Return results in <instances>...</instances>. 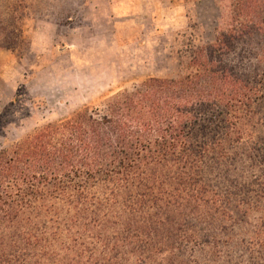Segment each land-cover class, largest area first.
<instances>
[{
	"label": "trees",
	"instance_id": "1",
	"mask_svg": "<svg viewBox=\"0 0 264 264\" xmlns=\"http://www.w3.org/2000/svg\"><path fill=\"white\" fill-rule=\"evenodd\" d=\"M217 2L214 41L189 32L176 78L0 148V264H264V47L253 74L237 62L264 42V0Z\"/></svg>",
	"mask_w": 264,
	"mask_h": 264
},
{
	"label": "rangeland",
	"instance_id": "2",
	"mask_svg": "<svg viewBox=\"0 0 264 264\" xmlns=\"http://www.w3.org/2000/svg\"><path fill=\"white\" fill-rule=\"evenodd\" d=\"M83 1L0 0V148L84 107L100 112L148 77L176 78L189 32L212 43L220 19L217 0H114L111 20L106 0ZM259 45V37L239 44L248 74ZM245 221L234 230L246 244L257 214Z\"/></svg>",
	"mask_w": 264,
	"mask_h": 264
},
{
	"label": "crops",
	"instance_id": "3",
	"mask_svg": "<svg viewBox=\"0 0 264 264\" xmlns=\"http://www.w3.org/2000/svg\"><path fill=\"white\" fill-rule=\"evenodd\" d=\"M91 0H84L83 1V3L84 4H86V3H88V2H90ZM93 1V0H92ZM114 0H106V3H107V5H108V12H109V14H108V18L111 20L112 18H113V16L115 15L114 13H113V11H114V8H115V5H114ZM177 8H179V6H177ZM133 9V7L132 8H129V10L131 11ZM180 9V8H179ZM130 15V14H129ZM131 15H132V13H131ZM153 18V17H152Z\"/></svg>",
	"mask_w": 264,
	"mask_h": 264
}]
</instances>
